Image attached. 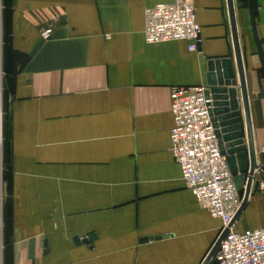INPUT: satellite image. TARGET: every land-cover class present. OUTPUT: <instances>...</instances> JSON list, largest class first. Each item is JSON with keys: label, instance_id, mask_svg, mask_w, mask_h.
<instances>
[{"label": "crops", "instance_id": "0c3cea01", "mask_svg": "<svg viewBox=\"0 0 264 264\" xmlns=\"http://www.w3.org/2000/svg\"><path fill=\"white\" fill-rule=\"evenodd\" d=\"M173 0H0V264H201L221 220L170 149V87L230 57L226 0H193L201 42L148 43ZM233 0L253 142L264 170V0ZM49 28L47 36L42 29ZM264 181V175L255 174ZM264 226V190L233 229Z\"/></svg>", "mask_w": 264, "mask_h": 264}, {"label": "built area", "instance_id": "2783aa9c", "mask_svg": "<svg viewBox=\"0 0 264 264\" xmlns=\"http://www.w3.org/2000/svg\"><path fill=\"white\" fill-rule=\"evenodd\" d=\"M200 31L193 0L160 2L144 10L143 35L148 43L184 40L189 50L196 51L201 42ZM49 33V28L41 31L43 36ZM212 103V93L206 85L170 87L173 119L170 149L185 186L200 207L221 220L217 239L232 221L241 198L220 149L211 115ZM256 173L264 175V170L259 166ZM258 188L264 190V181H259ZM233 224L227 228L206 264H264V226L239 232L233 229Z\"/></svg>", "mask_w": 264, "mask_h": 264}, {"label": "water", "instance_id": "95a60500", "mask_svg": "<svg viewBox=\"0 0 264 264\" xmlns=\"http://www.w3.org/2000/svg\"><path fill=\"white\" fill-rule=\"evenodd\" d=\"M226 2L231 28L232 53L230 57L208 60L205 77L208 91L212 93L211 115L217 128L216 135L220 149L226 157L238 188V195L241 198V204L229 223V227L238 217L249 194L258 189L259 179H255V170L259 165L253 142L245 69L239 44L234 4L233 0H226ZM247 12L250 32L255 48L260 54L251 0H247ZM261 63L264 70L263 59H261ZM227 228L221 232L201 264L208 262Z\"/></svg>", "mask_w": 264, "mask_h": 264}, {"label": "trees", "instance_id": "16d2710c", "mask_svg": "<svg viewBox=\"0 0 264 264\" xmlns=\"http://www.w3.org/2000/svg\"><path fill=\"white\" fill-rule=\"evenodd\" d=\"M251 5H252V13L255 14V12H254L255 3L253 0H251ZM243 6H245L247 8V0L243 1Z\"/></svg>", "mask_w": 264, "mask_h": 264}, {"label": "rangeland", "instance_id": "374dc122", "mask_svg": "<svg viewBox=\"0 0 264 264\" xmlns=\"http://www.w3.org/2000/svg\"><path fill=\"white\" fill-rule=\"evenodd\" d=\"M264 81V80H263Z\"/></svg>", "mask_w": 264, "mask_h": 264}]
</instances>
